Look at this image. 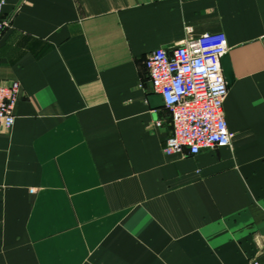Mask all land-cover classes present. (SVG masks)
<instances>
[{"label":"crops","instance_id":"obj_1","mask_svg":"<svg viewBox=\"0 0 264 264\" xmlns=\"http://www.w3.org/2000/svg\"><path fill=\"white\" fill-rule=\"evenodd\" d=\"M0 264L264 261V0H4ZM222 31L229 146L166 152L146 56ZM161 125L155 126L154 121Z\"/></svg>","mask_w":264,"mask_h":264},{"label":"built area","instance_id":"obj_2","mask_svg":"<svg viewBox=\"0 0 264 264\" xmlns=\"http://www.w3.org/2000/svg\"><path fill=\"white\" fill-rule=\"evenodd\" d=\"M0 35L10 25L12 15H2ZM225 34L205 32L196 38H184L170 49L157 48L145 59L151 90L161 95L171 121L165 139V151L186 149L197 154L203 148L229 146L233 132L223 112L227 84L220 58L228 51ZM20 93L16 80L0 81V127L14 123V108ZM155 126L161 121L155 120ZM251 264H264L254 259Z\"/></svg>","mask_w":264,"mask_h":264},{"label":"water","instance_id":"obj_3","mask_svg":"<svg viewBox=\"0 0 264 264\" xmlns=\"http://www.w3.org/2000/svg\"><path fill=\"white\" fill-rule=\"evenodd\" d=\"M220 62H221L223 75H224V78H225V81L228 87L232 83L233 73H232V68H231L230 60H229L227 53L221 56ZM158 98L161 100L160 103L164 105V102L160 94H158Z\"/></svg>","mask_w":264,"mask_h":264}]
</instances>
